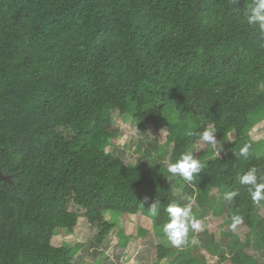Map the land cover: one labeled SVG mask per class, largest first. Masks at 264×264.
Returning <instances> with one entry per match:
<instances>
[{
    "label": "trees",
    "instance_id": "16d2710c",
    "mask_svg": "<svg viewBox=\"0 0 264 264\" xmlns=\"http://www.w3.org/2000/svg\"><path fill=\"white\" fill-rule=\"evenodd\" d=\"M253 3L0 0V264H73L63 231L99 245L125 214L155 205L164 228L170 205L203 217L213 198L224 200L234 261L250 257L264 236V190L254 200L241 182L251 173L264 184L249 136L264 120V37L244 15ZM114 114L163 132L170 163L201 154L200 170L169 173L156 142L149 168L127 166L114 143L129 129L115 130ZM208 127L227 143L220 156L201 139ZM121 235L132 253L139 236Z\"/></svg>",
    "mask_w": 264,
    "mask_h": 264
},
{
    "label": "crops",
    "instance_id": "0c3cea01",
    "mask_svg": "<svg viewBox=\"0 0 264 264\" xmlns=\"http://www.w3.org/2000/svg\"><path fill=\"white\" fill-rule=\"evenodd\" d=\"M215 138V137H214ZM138 143L133 148L136 153H139L136 163L142 168H149L153 161H150L152 149V143L159 146L155 149L154 153L165 154L160 149L163 142L158 138L147 139L145 137L139 138ZM146 139V140H143ZM163 147V146H162ZM171 153V152H170ZM143 154V155H142ZM145 154V155H144ZM203 157L198 154V159ZM161 165L167 161L170 162V154L158 157ZM196 158V160H197ZM170 179L167 180L169 182ZM169 185V183H167ZM174 185H171L173 188ZM171 190V188H170ZM172 191V190H171ZM214 203L211 207H204L203 217H201V209H193L190 212V217L186 218V224L190 225L192 220L198 221L201 224L199 230H189L186 235V243L180 246L174 245L167 235L165 234L163 227L158 226L155 223V216H144L143 213H136L130 215H123L120 219V225L112 230L107 238L99 245L92 241H78L76 237L69 234L65 241L70 242L76 250L75 256L72 259L73 264H264V236L261 238L255 234V238L250 253V257L247 258L245 253L241 260L234 261V257L239 255L240 249L238 245H235L233 241L228 237L230 233L226 230V220L222 218V214H226V208L224 200H216L213 198ZM220 200V201H219ZM220 205V206H219ZM152 214V213H151ZM209 217V218H208ZM258 217V216H257ZM210 220L215 224H207L205 221ZM219 221V222H218ZM217 222V223H216ZM204 225V229L202 228ZM264 226H259V228ZM204 231L207 234L202 235ZM121 233L126 236L129 234L133 236H139V243L136 244L132 253L127 254V242L121 239ZM228 234V236H227ZM162 245L161 248H158ZM170 251V253L168 252ZM163 256L159 258L158 254Z\"/></svg>",
    "mask_w": 264,
    "mask_h": 264
},
{
    "label": "clouds",
    "instance_id": "9594fccd",
    "mask_svg": "<svg viewBox=\"0 0 264 264\" xmlns=\"http://www.w3.org/2000/svg\"><path fill=\"white\" fill-rule=\"evenodd\" d=\"M245 19L248 24L255 23L258 25L260 36L264 37V0H254L253 6L246 10ZM201 139L203 141L210 142L214 146V134L211 128L203 131L201 134ZM248 147L245 146L240 150V155L247 156ZM167 171L173 175H179L184 180H191L193 173L200 170L201 164L198 160L193 159L191 153L182 154L181 157L175 163L166 162ZM242 183H251L255 185V191L252 193L254 200H259L262 198V190H264V184H257L256 177L251 173L245 174L241 177ZM231 195L228 194L227 198L230 199ZM152 215H156V206L153 205L150 208ZM167 212L170 216V221L164 225V232L169 238V240L176 246H180L186 243V235L189 227L195 230L201 228V224L198 221L192 220L191 224H186V218L190 217L191 208L190 207H180L177 205H170L167 208Z\"/></svg>",
    "mask_w": 264,
    "mask_h": 264
},
{
    "label": "rangeland",
    "instance_id": "374dc122",
    "mask_svg": "<svg viewBox=\"0 0 264 264\" xmlns=\"http://www.w3.org/2000/svg\"><path fill=\"white\" fill-rule=\"evenodd\" d=\"M112 123H113V127L115 128V130L123 128V130L125 131L127 128L129 129L127 132L126 131L121 132L117 136L116 141L114 143L118 149H121V150L123 149V151H125L122 156H123V162L127 166L132 165L135 167L137 165L136 161H137L138 156H140V154L134 152L133 148L138 143L139 138H141V137H145L147 139L158 138L161 142L164 143L163 132L160 131L158 133H155L151 130H148V127H146V126H144V127L139 126V124H137L136 122H132V119H130V118L119 117L118 114H114ZM207 129H209V127L206 128V130ZM162 131L167 132L166 129H163ZM213 134H214V137H216V134L214 132H213ZM249 136L251 138L252 144L255 145V147H256L255 150H256V153L258 155V158H261L262 156H264V120L261 121L260 123H258L257 125H255L250 130ZM224 142H225V139L220 140V142L218 139H215L214 146L212 145V149L214 151V153H213L214 156H220V149L227 146V143H224ZM118 149H114L111 146H108L105 148L106 151L109 150L114 155L117 154ZM168 150H169V154H170V151H171L170 146H169ZM166 162L170 163V162H168V159ZM215 194H216V190H213L211 192V195L215 196ZM256 214L259 218L261 216H263L264 215V206L258 207ZM143 215L148 217L149 215L151 216L152 214H148L147 212H145V213H143ZM221 217L225 218V220H228V215H226V214H222ZM210 220H212V219H210ZM210 220L207 219L205 222L207 224H209V223L215 224L214 222H211ZM226 227H229V224H226ZM202 228L204 229V225H202ZM234 228H236V227H234ZM226 230L230 233L234 232V230L232 231V230H230V228L226 229ZM59 234L64 235L65 238L69 235V234L66 235V233L64 231L59 233ZM133 236H135L134 233H133ZM65 238H63V240Z\"/></svg>",
    "mask_w": 264,
    "mask_h": 264
},
{
    "label": "water",
    "instance_id": "95a60500",
    "mask_svg": "<svg viewBox=\"0 0 264 264\" xmlns=\"http://www.w3.org/2000/svg\"><path fill=\"white\" fill-rule=\"evenodd\" d=\"M1 177V176H0Z\"/></svg>",
    "mask_w": 264,
    "mask_h": 264
}]
</instances>
